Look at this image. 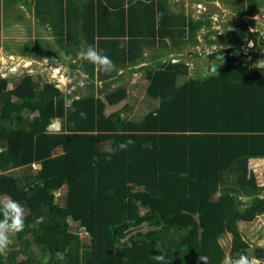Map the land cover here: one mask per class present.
I'll list each match as a JSON object with an SVG mask.
<instances>
[{
  "label": "trees",
  "instance_id": "obj_1",
  "mask_svg": "<svg viewBox=\"0 0 264 264\" xmlns=\"http://www.w3.org/2000/svg\"><path fill=\"white\" fill-rule=\"evenodd\" d=\"M235 4L251 15L263 2ZM36 8L62 49L70 45L79 58L96 44L115 69L142 58L145 46L182 49L195 28L168 0H36ZM251 41L257 46L256 34ZM243 56L217 60L210 75L190 77L171 59L147 70L146 95L157 105L137 117L129 102L113 108L127 101L125 84L77 96L41 74L26 73L12 86L0 75V197L25 210V228L9 245L14 254L0 253V264H157L156 255L170 264H203L200 255L223 264L228 255L249 256L240 224L264 215V185L249 167L264 159V66ZM54 118L59 132L48 129ZM128 139L135 144L104 159ZM227 234L228 255L220 243ZM255 257L264 261V249L255 248Z\"/></svg>",
  "mask_w": 264,
  "mask_h": 264
},
{
  "label": "rangeland",
  "instance_id": "obj_2",
  "mask_svg": "<svg viewBox=\"0 0 264 264\" xmlns=\"http://www.w3.org/2000/svg\"><path fill=\"white\" fill-rule=\"evenodd\" d=\"M256 1L263 2V5L258 7L256 13L245 15L234 6L237 0H168L174 10L189 13L195 24L193 34L187 33L188 37L184 40L182 49L171 46H145L142 58L129 62L122 68H113L111 71L105 72L108 76L103 79L104 76L99 74L96 78L89 74L93 68L91 66L83 67L81 59L74 56L72 51L68 53L72 49L69 45L65 44L62 49L57 38L52 35L53 30L47 29L44 31V35H37L41 24L37 16L31 15V11L27 7L29 4L33 8L35 0H3V3L0 0V8L3 4L4 8L9 11L6 16L0 18L1 20L5 19L4 35L0 33V75L8 76L16 72L14 79L19 80L24 74L31 73L38 80L41 74L43 79L56 82L66 92L75 90L77 96L90 92L89 87H94L95 90H98L99 87L98 94L101 95L105 89L112 90L117 85L125 84L132 94L127 101L132 102L133 98L137 100L139 108L133 116L137 117L157 105L155 100L146 95L147 70L160 68L163 61L171 59L186 65L190 77H193L195 73L204 75V71L197 67L200 61L203 64L219 63L217 59H211L206 54H214L221 48L240 45L241 42L232 30L238 24L256 34L259 41L257 49L250 56L242 57L243 62L251 67L264 66V0ZM27 21L31 22L30 26L37 30L35 37L28 36L25 29ZM20 23L22 32L17 33L15 31ZM28 37L31 38L30 41L26 40ZM243 49L246 50V47ZM63 50L66 54H72V57L65 58L62 54ZM28 54H30L31 62H27L28 59L25 55ZM107 85L109 87L105 88ZM101 87L103 88L100 89ZM127 101L125 100L113 108H120ZM53 121L61 122L58 118H54ZM250 163H254L253 160ZM36 166L39 167V165ZM252 166L256 175L260 177L259 183L263 184L262 174L258 172L257 165L252 164ZM60 191L57 193V200L64 203L67 190L63 188ZM249 198L242 195L245 203L250 201ZM241 223L242 234L251 244L248 251L249 257H255V248L264 249V215L258 216L252 223ZM71 224L77 225L72 220ZM82 235L86 237L84 232ZM220 243L228 255L231 250L232 237L227 234L222 237ZM10 249L11 247H8L4 253L8 254ZM14 251L11 249L10 253L14 254ZM21 256L19 255L20 258ZM260 262L264 263V261Z\"/></svg>",
  "mask_w": 264,
  "mask_h": 264
},
{
  "label": "clouds",
  "instance_id": "obj_3",
  "mask_svg": "<svg viewBox=\"0 0 264 264\" xmlns=\"http://www.w3.org/2000/svg\"><path fill=\"white\" fill-rule=\"evenodd\" d=\"M248 43L250 46L253 45L250 42ZM119 46L121 48L125 46L123 39ZM78 57L81 60H86L92 63L99 71L109 72L114 68L113 61L108 56L102 54V52L98 50V45L96 44H89L86 48H81L78 52ZM79 115L81 118L87 119V113L81 111ZM74 123L75 122H73V124ZM54 130L57 132L62 130L61 122L58 121L54 125ZM134 144V140L128 139L118 143L115 148L109 147L106 149L108 155H106L104 159L110 161L112 155L117 150H126L130 145ZM152 146L151 142H146L142 145V147L148 148L149 150ZM24 228L25 210L23 205L12 199L10 196L0 197V253H3L8 249L9 245L12 243V237L23 231ZM154 258L157 261V264H170L171 261V258L166 257L165 255H156ZM199 259L203 264H208L207 256L200 255ZM223 264H260V261L256 257H249L243 253H237L235 257L232 255L225 256Z\"/></svg>",
  "mask_w": 264,
  "mask_h": 264
},
{
  "label": "crops",
  "instance_id": "obj_4",
  "mask_svg": "<svg viewBox=\"0 0 264 264\" xmlns=\"http://www.w3.org/2000/svg\"><path fill=\"white\" fill-rule=\"evenodd\" d=\"M2 3H3V0H2ZM73 4H75V3H73ZM34 6H33V8H31V6L28 4L27 5V7H28V9H30L29 11H31V15H34V16H36L37 15V13H38V10H37V8H36V0H35V2H34V4H33ZM76 5H79L78 3H76ZM5 6H3V4H2V6H1V8H0V18L2 17V16H6V13L7 12H9L8 10H6L5 8H4ZM113 14V13H112ZM38 18V17H37ZM4 20L5 19H3V20H1L0 19V33L1 34H3V32H4V29L5 28H3V27H5V25H4ZM79 20V19H78ZM77 20V21H78ZM76 21V22H77ZM26 26H25V29H26V31H27V34H28V36H30L31 38L32 37H35V32L37 31L36 29H35V27H32V26H30V24H31V22H29V21H27L26 23ZM78 24H81V23H78ZM20 27H21V23H20V25L18 26V28H16V31L15 32H17V33H19V32H22V31H20ZM47 29H50V30H52L50 27L49 28H46V27H44V26H40V28H38V33H37V35H44V31H46ZM41 30V31H40ZM4 35V34H3ZM31 38H26V40H29L30 41V39ZM33 40H35V39H33ZM70 46V45H69ZM34 48V47H33ZM34 50V49H33ZM15 53H19V52H15ZM31 53V52H30ZM32 53H37V52H32ZM70 53V52H69ZM72 53V52H71ZM73 54V53H72ZM16 55H19V54H16ZM29 55L30 54H28V55H25L26 56V58L28 59L27 60V62H31V59H30V57H29ZM83 67H84V65H83ZM95 71H96V69H95ZM15 73L16 72H13V74L11 73L10 75H8V76H6V75H3V76H1V77H4V78H7L8 79V85L9 86H12L16 81H18V79H14V78H16V75H15ZM89 74H91V72L89 71ZM97 74H98V72L96 71V73H94V77L96 78V76H97ZM98 77V76H97ZM148 81V80H147ZM108 87V86H107ZM128 88V87H127ZM131 88V87H130ZM146 88H147V85H146ZM145 88V89H146ZM128 91H130V89L128 88ZM132 96V94L130 93L129 94V97H131ZM16 98L15 97H13L12 98V100H15ZM134 100L132 101V102H129L130 100H128L127 102H129L130 104H132V105H134V108H133V110H132V112H131V117H133L134 116V113H135V111L139 108L137 105H138V103H137V100H136V98H133ZM144 114V113H143ZM253 160V162L254 163H250L251 161ZM252 164H256L257 165V168L259 169V171L258 172H260L261 174H262V178H263V184H260L259 183V178L260 177H258L257 175H256V171H255V169H254V165L252 166ZM249 167H250V169L251 170H253V172L255 173V175H256V177H257V182H258V184L260 185V186H262V185H264V159H259V158H252V159H250V161H249ZM252 223V222H251ZM241 229V228H240Z\"/></svg>",
  "mask_w": 264,
  "mask_h": 264
},
{
  "label": "water",
  "instance_id": "obj_5",
  "mask_svg": "<svg viewBox=\"0 0 264 264\" xmlns=\"http://www.w3.org/2000/svg\"><path fill=\"white\" fill-rule=\"evenodd\" d=\"M234 34L236 37L240 40V42H246L248 41V32L241 28L240 26H234L232 28ZM250 43H252L250 41ZM249 44V43H248ZM250 46V45H249ZM241 53L240 49H235L230 52V55L234 58H237L239 54ZM62 54L65 58H71L72 54H66V52L63 50ZM222 55H217V58L220 59ZM173 62H175L173 60ZM178 62V61H177ZM232 65H239L240 61L239 60H232L231 61ZM200 66L201 69H203L205 75H210L212 73H216L218 66L215 63H210V64H203L202 61H200Z\"/></svg>",
  "mask_w": 264,
  "mask_h": 264
},
{
  "label": "flooded vegetation",
  "instance_id": "obj_6",
  "mask_svg": "<svg viewBox=\"0 0 264 264\" xmlns=\"http://www.w3.org/2000/svg\"><path fill=\"white\" fill-rule=\"evenodd\" d=\"M237 26H240L241 28H243L242 27V25L241 24H238ZM243 29H245L247 32H248V41H246V42H241L240 43V45H237V46H229V47H226V48H222V49H231V48H235V49H240V51H241V53L239 54V56L238 57H240L241 56V54L243 53V55H246V56H250L251 55V53L253 52V51H255L256 49H257V47H258V44L259 43H257V46H255L254 47V42L253 41H251V39H252V36L254 35V33H251V31H249V29H247V28H243ZM236 36V35H235ZM238 39V38H237ZM239 40V39H238ZM240 41V40H239ZM252 42V44L253 45H251V46H249V44H248V42ZM259 42V41H258ZM244 47H246V50L245 49H243ZM235 49H232V50H235ZM231 50V51H232ZM230 51V52H231ZM230 52H229V56H231L230 55ZM208 57L211 55V54H206ZM217 55H222L221 56V58L220 59H218L217 58ZM229 56H226L225 55V53H220V54H214V57L217 59V60H219V61H227V60H229ZM230 61H232V59H230ZM210 64V63H209Z\"/></svg>",
  "mask_w": 264,
  "mask_h": 264
},
{
  "label": "built area",
  "instance_id": "obj_7",
  "mask_svg": "<svg viewBox=\"0 0 264 264\" xmlns=\"http://www.w3.org/2000/svg\"><path fill=\"white\" fill-rule=\"evenodd\" d=\"M56 123H57L56 121H53V122L49 125L48 129H49V130H54V125H55ZM34 167H35V168H38L36 165H34Z\"/></svg>",
  "mask_w": 264,
  "mask_h": 264
}]
</instances>
